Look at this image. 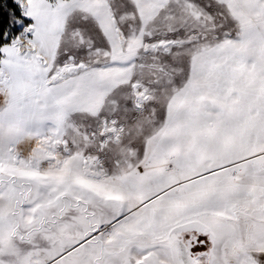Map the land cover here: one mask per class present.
Returning a JSON list of instances; mask_svg holds the SVG:
<instances>
[{
    "label": "snow or ice",
    "instance_id": "obj_1",
    "mask_svg": "<svg viewBox=\"0 0 264 264\" xmlns=\"http://www.w3.org/2000/svg\"><path fill=\"white\" fill-rule=\"evenodd\" d=\"M0 264H264V0H0Z\"/></svg>",
    "mask_w": 264,
    "mask_h": 264
}]
</instances>
